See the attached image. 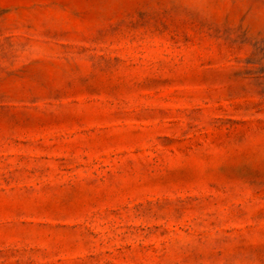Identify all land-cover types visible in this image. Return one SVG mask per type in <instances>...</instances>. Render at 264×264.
<instances>
[{"label": "rangeland", "instance_id": "1", "mask_svg": "<svg viewBox=\"0 0 264 264\" xmlns=\"http://www.w3.org/2000/svg\"><path fill=\"white\" fill-rule=\"evenodd\" d=\"M0 264H264V0H0Z\"/></svg>", "mask_w": 264, "mask_h": 264}]
</instances>
